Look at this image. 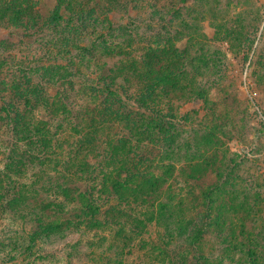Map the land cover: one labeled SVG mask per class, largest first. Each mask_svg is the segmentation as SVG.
I'll use <instances>...</instances> for the list:
<instances>
[{"label":"trees","instance_id":"trees-1","mask_svg":"<svg viewBox=\"0 0 264 264\" xmlns=\"http://www.w3.org/2000/svg\"><path fill=\"white\" fill-rule=\"evenodd\" d=\"M55 1L42 13L31 0H0V22L18 29L46 23L45 31H52L62 11L71 23L89 27L90 36L112 30L108 16L113 13H149L141 21L160 23L158 46L145 45L134 63L133 56L119 54V46L113 48L118 53L106 50L112 56L92 65L99 82L81 81L88 94L82 90L80 97L66 96L72 82L60 79L54 95L29 82L23 88L18 81L6 88L0 84V124L12 135V142L2 145L8 152L0 172V208L19 215L30 241L43 237L53 249L50 255L58 252L70 262L78 254L84 264L149 259L150 264H264L261 197L249 209L251 221L241 219L239 232H233L234 194L228 170L215 168L219 152L211 128L202 136L192 126L178 127L179 110L167 106L184 89L181 66L189 52L166 44L162 35L180 17L184 0ZM5 66L0 63V78ZM2 87L12 92L11 104ZM207 87L199 90L206 102ZM102 94L108 101L100 106L77 104H90ZM221 156L224 167L226 155ZM151 224L157 232L146 241ZM211 232L217 248L204 252L203 239Z\"/></svg>","mask_w":264,"mask_h":264},{"label":"rangeland","instance_id":"rangeland-1","mask_svg":"<svg viewBox=\"0 0 264 264\" xmlns=\"http://www.w3.org/2000/svg\"><path fill=\"white\" fill-rule=\"evenodd\" d=\"M31 1L42 13L56 6L55 0ZM147 14L113 13L108 16L112 30H96L90 36L89 27L84 29L71 23L72 17L62 11L61 20L56 22L59 27L52 31H45L46 23L41 27L28 25L18 29L0 22V63H6L0 84L6 88L18 81L23 88L29 82L33 89L44 88L54 95L56 89L53 87L60 79L65 83L72 82L65 87L66 96L77 97L84 90L81 81L99 82L97 69L92 65H96V58L112 56L106 50L118 53L113 50L119 46L117 48L123 49L119 54L133 56L130 62L134 63L139 61L145 45L150 44L153 49L158 46L160 32L156 30L160 23L152 17L154 22L142 23L141 20L150 16ZM175 22L178 24L174 25ZM174 23L166 35L161 33L162 38L167 40L166 44L189 53L183 57L181 66L184 89L167 106L175 112L179 110L176 121L182 123H177L178 127L192 126L200 130L202 136L211 128L216 152H219L215 168L223 172L224 168L228 170L230 191L234 194L229 204V222L233 232H239L241 219L251 221L248 212L251 206L259 203L258 196L261 197L260 207L264 208V0H184L180 17ZM159 44L163 45L162 42ZM200 45L205 48L203 52H199ZM134 65L137 68L139 64ZM189 83L193 87L190 88ZM203 86L210 89L208 102L199 99V90ZM130 88L134 89L131 86L127 90ZM2 91L9 104L15 101L12 92L4 88ZM107 101L102 94L90 104L87 101L77 104L91 109V106H100ZM4 127L0 124V172L8 152L2 145L12 142V135L3 132ZM221 151L226 155L224 167ZM2 211L0 208V264H78L75 260L84 264L81 263L83 256L78 254L74 255L73 262L58 252L50 255L53 249L42 243L43 237L35 243L30 241L19 215ZM11 218L14 220L9 221ZM261 220L264 222V215ZM10 222H14V226ZM146 232V241L155 238L154 224L147 227ZM213 237L212 232L204 237L202 251L215 252L217 247L212 242ZM136 256L141 259L142 253L138 252ZM150 260L143 262L150 264Z\"/></svg>","mask_w":264,"mask_h":264}]
</instances>
